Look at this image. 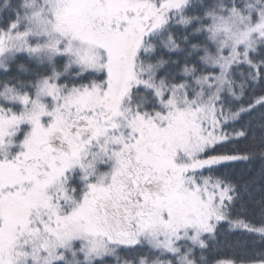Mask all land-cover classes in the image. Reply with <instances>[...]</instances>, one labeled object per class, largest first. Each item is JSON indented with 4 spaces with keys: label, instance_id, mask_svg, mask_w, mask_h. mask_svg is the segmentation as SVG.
Returning <instances> with one entry per match:
<instances>
[{
    "label": "snow or ice",
    "instance_id": "1",
    "mask_svg": "<svg viewBox=\"0 0 264 264\" xmlns=\"http://www.w3.org/2000/svg\"><path fill=\"white\" fill-rule=\"evenodd\" d=\"M0 264H264V0H0Z\"/></svg>",
    "mask_w": 264,
    "mask_h": 264
},
{
    "label": "trees",
    "instance_id": "2",
    "mask_svg": "<svg viewBox=\"0 0 264 264\" xmlns=\"http://www.w3.org/2000/svg\"><path fill=\"white\" fill-rule=\"evenodd\" d=\"M225 227H226V225H225ZM229 255H230V253L227 250H224L222 252V257H228Z\"/></svg>",
    "mask_w": 264,
    "mask_h": 264
}]
</instances>
